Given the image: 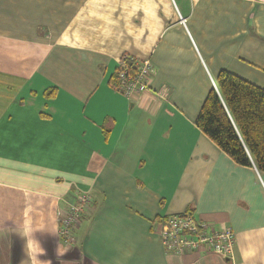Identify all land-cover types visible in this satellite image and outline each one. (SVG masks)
<instances>
[{
  "label": "crops",
  "instance_id": "0c3cea01",
  "mask_svg": "<svg viewBox=\"0 0 264 264\" xmlns=\"http://www.w3.org/2000/svg\"><path fill=\"white\" fill-rule=\"evenodd\" d=\"M124 55L155 71L131 99ZM223 71L264 89V0H0V264H33L26 234L41 264H241L249 243L264 264V173L196 125ZM184 213L231 228L232 258L167 253L160 221Z\"/></svg>",
  "mask_w": 264,
  "mask_h": 264
},
{
  "label": "built area",
  "instance_id": "2783aa9c",
  "mask_svg": "<svg viewBox=\"0 0 264 264\" xmlns=\"http://www.w3.org/2000/svg\"><path fill=\"white\" fill-rule=\"evenodd\" d=\"M185 26L186 21L181 19ZM155 71L149 60H137L124 55L118 63L113 88L131 99L150 89L149 82ZM212 85L218 93L215 81ZM93 202L86 194H78L75 203L68 205L59 218V238L68 246L75 243V231L85 217L92 213ZM159 235L165 251L178 255L206 251L230 260L236 245V235L231 228L217 229L214 225L196 219L191 213L166 217L162 220Z\"/></svg>",
  "mask_w": 264,
  "mask_h": 264
},
{
  "label": "trees",
  "instance_id": "16d2710c",
  "mask_svg": "<svg viewBox=\"0 0 264 264\" xmlns=\"http://www.w3.org/2000/svg\"><path fill=\"white\" fill-rule=\"evenodd\" d=\"M216 84L196 125L236 163L264 173V89L226 71Z\"/></svg>",
  "mask_w": 264,
  "mask_h": 264
},
{
  "label": "clouds",
  "instance_id": "9594fccd",
  "mask_svg": "<svg viewBox=\"0 0 264 264\" xmlns=\"http://www.w3.org/2000/svg\"><path fill=\"white\" fill-rule=\"evenodd\" d=\"M27 255L29 259L33 261V264H41L39 257L44 255V249L40 246V243L28 234L25 235ZM250 239L245 237V240ZM241 264H251L259 256V249L253 245L246 244L239 248Z\"/></svg>",
  "mask_w": 264,
  "mask_h": 264
}]
</instances>
